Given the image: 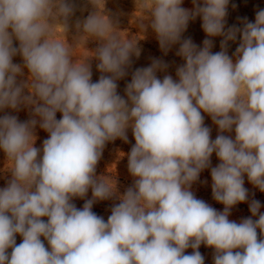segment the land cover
Returning a JSON list of instances; mask_svg holds the SVG:
<instances>
[{"label": "clouds", "instance_id": "9594fccd", "mask_svg": "<svg viewBox=\"0 0 264 264\" xmlns=\"http://www.w3.org/2000/svg\"><path fill=\"white\" fill-rule=\"evenodd\" d=\"M136 2L162 50L179 44L185 63L177 79L157 77L168 67L158 59L137 68L125 98L117 81L140 49L104 13L105 0H91L96 10L76 21L77 44L66 39L76 11L70 0H0V111L25 107L31 115L24 122L0 116V150L11 173L0 188V264H204L202 244L214 250V264H264V213L244 186L246 175L264 192V9L255 22L245 17L242 27L225 31L229 0H192V9L183 0ZM197 17L208 37L202 48L181 39ZM238 35L230 57L228 41ZM217 36L221 51L213 53ZM88 39L99 46L77 57ZM17 55L22 65L13 62ZM91 57L102 73L96 82ZM24 69L28 80L18 83ZM202 113L218 128L214 140ZM37 125L49 134L42 149L34 146ZM129 128L134 182L120 195L113 179L96 176V166L108 142H128ZM233 131L234 138L224 134ZM213 153L212 196L223 211L191 190ZM89 189L92 198L77 208L74 198ZM113 197L120 202L105 221L93 204ZM244 202L251 216L230 220Z\"/></svg>", "mask_w": 264, "mask_h": 264}, {"label": "rangeland", "instance_id": "374dc122", "mask_svg": "<svg viewBox=\"0 0 264 264\" xmlns=\"http://www.w3.org/2000/svg\"><path fill=\"white\" fill-rule=\"evenodd\" d=\"M76 6L75 14L69 19V31L66 33V39L69 44L78 43V30L75 27L77 20H83L96 10L91 0H70ZM101 5L103 0H100ZM235 5V7H233ZM182 7L186 9H192V0H183ZM260 9H264V0H229V5L227 8V16L225 18V31L232 26L242 27L243 18H247L248 21L255 22L256 12ZM104 13L108 15L114 22L116 28L121 32V36L127 39H137V46L140 49L139 56L133 55L131 57V66L127 69V75L118 80L117 92L122 97L126 98L125 88L126 85L131 81L132 73L137 68L148 67L152 64L153 59H158L163 63L167 64L168 67L165 71H158L157 77L163 79L165 75H171L173 79L176 77V69L183 65L185 61L177 52L179 50V44L172 45L170 49L165 52L162 50L160 43L156 37V34L150 27L149 14L145 12L143 19L139 18L142 12L137 8L136 0H105ZM141 23H143L144 28H141ZM202 20L197 17L195 20L189 22L187 30L182 34L181 39H191L192 42L198 47H203V41L208 37L202 29ZM55 38L58 40H64L62 30L57 28L55 33ZM213 41V47L211 51L213 53L221 51V41L223 37L217 36L211 38ZM99 41L94 39H88L85 44H79L76 47L75 55L77 57L87 56L94 52L99 46ZM240 43L239 35L236 41H228L227 53L230 57L235 53L236 48ZM15 46H18V42H14ZM13 62L16 64H23L22 57L17 55L13 58ZM91 71H92V81L96 82L99 80L102 73L97 69V64L99 63L94 57L90 60ZM28 71L24 69V75L19 76V82H26L28 80ZM25 94H28V89H25ZM5 114L15 115L21 122L27 121L31 118L30 109L21 107L19 111H14L12 109H5L0 111V116ZM204 115V123L211 129V138L214 140L218 135V128L212 122L211 117L206 113ZM61 113L56 114V118L60 119ZM225 135H231L234 138V131L232 133H224ZM36 140L34 146L42 149V144L45 139L48 138V133L41 129L37 125L35 129ZM128 142L117 138L115 141L108 142L103 150L101 159L96 166V176L105 177L113 179L116 183L117 193L122 195L126 189L133 185L134 178L128 171V153H130L131 148L135 144V139L132 134L131 128L127 130ZM219 163L218 158L215 153L211 156V166L208 169L203 170L200 173L199 180L192 185L191 190L194 192L198 199H202L207 202L210 206L214 207L218 211H223L224 205L218 203L213 199L212 196V180H211V167L217 166ZM9 164L7 163L6 156L2 150H0V188L6 186L9 179H11V173L8 171ZM245 188L248 189L249 202L252 199L258 200L261 203L260 211L264 213V192H261L258 188L254 187L247 179L244 177ZM92 198L91 189H89L85 198H74L73 203L77 208H83L86 200ZM120 201L116 197L109 200L97 201L93 204L92 210L99 216L103 217L107 221L108 216L111 214V208L118 204ZM249 202L239 203L231 209L229 216L230 220L239 223L243 218L251 216L249 210ZM47 219V218H43ZM255 219V218H254ZM43 239V238H42ZM17 244L22 242V237L16 236ZM47 246V242L45 241ZM202 244L199 251L205 258L204 264H214L213 255L214 250L209 248L203 250ZM11 249H9V252ZM193 250L191 248L186 250V254H190Z\"/></svg>", "mask_w": 264, "mask_h": 264}, {"label": "trees", "instance_id": "16d2710c", "mask_svg": "<svg viewBox=\"0 0 264 264\" xmlns=\"http://www.w3.org/2000/svg\"><path fill=\"white\" fill-rule=\"evenodd\" d=\"M202 249L207 250V249H209V247L204 246V247H202Z\"/></svg>", "mask_w": 264, "mask_h": 264}]
</instances>
